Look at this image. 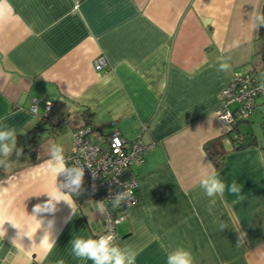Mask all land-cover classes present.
Returning <instances> with one entry per match:
<instances>
[{"label": "crops", "instance_id": "crops-1", "mask_svg": "<svg viewBox=\"0 0 264 264\" xmlns=\"http://www.w3.org/2000/svg\"><path fill=\"white\" fill-rule=\"evenodd\" d=\"M0 5L9 18L0 25V123L15 128L20 150L0 178V264H92L71 255L75 237L94 238L107 223L106 212L85 190L68 195L72 207L62 201L54 214L38 217L41 227L30 216L56 183L47 171L50 146L62 145L68 154L72 131L85 124L84 111L92 113V141L104 143L118 129L149 145L133 168L138 203L115 230L118 245L139 253L136 264H166L164 248L178 247L191 252L194 264H264V97L237 125L249 143L242 149L231 148L229 127L216 115L219 92L234 72L264 81V50L252 19L264 0ZM99 55L108 67L98 71L92 62ZM224 60L230 70L218 71ZM32 98L36 113L29 109ZM47 100L64 121L56 131L39 120ZM218 136L227 152L215 169L204 144ZM213 170L226 184L241 185L245 199L227 191L207 197L199 182ZM63 179L58 176L57 184ZM221 222L228 226L223 231ZM25 226L29 237L20 234Z\"/></svg>", "mask_w": 264, "mask_h": 264}, {"label": "built area", "instance_id": "built-area-1", "mask_svg": "<svg viewBox=\"0 0 264 264\" xmlns=\"http://www.w3.org/2000/svg\"><path fill=\"white\" fill-rule=\"evenodd\" d=\"M92 63L98 71L108 67V62L102 55L96 56ZM219 94L220 105L216 115L230 129L236 121L249 118L257 105L256 100L260 96L264 97V81L259 80L252 72H234ZM30 102V111L36 113L37 99L32 98ZM231 105L234 108L231 109ZM52 108L53 102L45 101L39 120L47 125L59 126L64 121L54 116ZM89 130L86 126L72 131L71 145L65 159L69 166H85L81 190H85L89 197L105 209L106 226L94 238L98 234L111 231L116 237L115 243L118 244L116 224L125 216L127 209L136 205L139 200L137 175L133 168L141 163L143 152L149 145L139 135L133 139L125 138L118 129L107 134L104 143H98L89 138ZM241 140L242 134L234 132L232 144L238 145Z\"/></svg>", "mask_w": 264, "mask_h": 264}, {"label": "clouds", "instance_id": "clouds-1", "mask_svg": "<svg viewBox=\"0 0 264 264\" xmlns=\"http://www.w3.org/2000/svg\"><path fill=\"white\" fill-rule=\"evenodd\" d=\"M252 19L255 28L264 27V14L256 13ZM8 22V14L3 10V6L0 5V25ZM238 44V41L233 42L234 47L238 46ZM230 68L231 65L227 60H224V62L219 64L217 70L227 72ZM16 143L17 133L15 128L0 123V166L7 167L8 158L14 150L17 155L20 154V150L16 148ZM48 154L50 158L48 160L47 171L54 177L56 183L52 191L44 192L49 199L44 203H37L33 207V214L30 215L35 217L39 222L40 227L44 221L38 219V217L43 216L44 214H54L57 211V205L60 202H66L72 207L67 197L72 193L79 194L84 179L85 166H69L66 162L62 145H51ZM260 163L264 164V154L260 156ZM61 175H63L65 179L64 182L58 185L57 177ZM199 186L209 198H215L217 196L223 197L225 191H227L229 194L235 196L237 201L245 199V197L241 195V185L236 181H232L231 184H226L214 170L202 174ZM118 200L119 197L117 198V202ZM214 202L213 199V203ZM99 210L101 213L105 211L102 205ZM48 223L49 227H51L52 221H49ZM12 225L16 227L15 224L12 223ZM226 227H228L227 224L221 222L220 230L223 231ZM20 230L21 235L28 236V226H25L23 230ZM47 235L48 234H45L43 240ZM115 239L116 237L111 231L98 234L96 238L77 236L71 241V255L78 260L91 261L92 264H136V259L139 253L130 246L125 245L122 247L116 244ZM15 243H17V240H13V244ZM161 247L164 248V245L161 244ZM164 250L166 252V264H194L192 254L187 249L178 247L172 251H168L166 248H164ZM57 264H64V261L59 260Z\"/></svg>", "mask_w": 264, "mask_h": 264}, {"label": "trees", "instance_id": "trees-1", "mask_svg": "<svg viewBox=\"0 0 264 264\" xmlns=\"http://www.w3.org/2000/svg\"><path fill=\"white\" fill-rule=\"evenodd\" d=\"M261 7H262V9H261L260 14H264V5H262ZM257 31H258V38H259L260 43H261L260 50L262 51V50H264V27L257 28ZM91 114L92 113H90L88 111H84L83 112V117H84V123L85 124H83L80 127H86V126L89 125L88 122L90 121ZM241 120H246V119H241ZM241 120L236 121L232 125V127L229 129L230 131L228 132V134L230 136V142L232 141L233 133L239 131L237 129V125H238V123ZM48 129H51V131H56L58 129V125L56 126V125L48 124ZM242 139H243V135H242ZM248 144L249 143H245L243 140H241V143H239L238 145H233L232 144L231 148L232 149H242L243 147H245ZM204 150H205V153L209 156L213 167H215V169H219V167H221V164H222V162L224 160L225 152H227L224 149L223 142H222V137L218 136V137L206 140V142L204 144ZM4 174L5 173L3 171V166H0V178L5 176Z\"/></svg>", "mask_w": 264, "mask_h": 264}, {"label": "rangeland", "instance_id": "rangeland-1", "mask_svg": "<svg viewBox=\"0 0 264 264\" xmlns=\"http://www.w3.org/2000/svg\"><path fill=\"white\" fill-rule=\"evenodd\" d=\"M262 73H264V71H262ZM242 128H243V126H242ZM225 142L228 144V142L225 140Z\"/></svg>", "mask_w": 264, "mask_h": 264}]
</instances>
